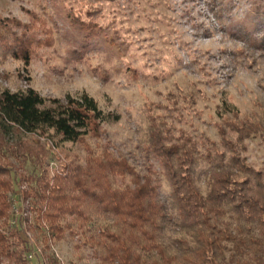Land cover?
Instances as JSON below:
<instances>
[{
  "label": "trees",
  "instance_id": "16d2710c",
  "mask_svg": "<svg viewBox=\"0 0 264 264\" xmlns=\"http://www.w3.org/2000/svg\"><path fill=\"white\" fill-rule=\"evenodd\" d=\"M31 17H0V65L13 59L29 70L38 49L53 43ZM77 19L83 48L103 38L98 22ZM224 104L219 116L232 118L219 142L197 140L170 115L149 111L144 139L125 153L105 142V126L120 115L87 92L46 98L32 86H0V264H32L34 250L16 214L22 178L10 159L33 167L24 179L33 184L30 211L44 244L74 240L96 264H264V169L246 156L248 140H264V109L243 116ZM35 137L81 145L84 155L68 154L50 175L44 160L53 150Z\"/></svg>",
  "mask_w": 264,
  "mask_h": 264
},
{
  "label": "rangeland",
  "instance_id": "374dc122",
  "mask_svg": "<svg viewBox=\"0 0 264 264\" xmlns=\"http://www.w3.org/2000/svg\"><path fill=\"white\" fill-rule=\"evenodd\" d=\"M31 13L43 22L40 28L52 32L53 43L38 49L29 70L13 59L0 65V86L12 91L32 86L46 98L87 92L105 111L120 115L105 126V142L125 153L144 139L149 111L170 115L178 130L197 140L219 142V128L232 118L219 116L224 101L243 116L264 109V50L258 49L264 0H0V17L26 23ZM77 18L98 22L103 38L83 48ZM111 39L116 46L106 42ZM35 138L53 150L44 160L50 175L69 162L68 154L84 155L81 145ZM247 146L249 163L264 169V140L253 137ZM7 163L22 178L13 201L34 248L31 263L96 264L93 253L78 250L74 240H40L29 210L36 201L33 184L24 179L33 167L14 159Z\"/></svg>",
  "mask_w": 264,
  "mask_h": 264
},
{
  "label": "built area",
  "instance_id": "2783aa9c",
  "mask_svg": "<svg viewBox=\"0 0 264 264\" xmlns=\"http://www.w3.org/2000/svg\"><path fill=\"white\" fill-rule=\"evenodd\" d=\"M30 208V207H29ZM30 210V209H29ZM17 211H18V209H17ZM21 213V212H20Z\"/></svg>",
  "mask_w": 264,
  "mask_h": 264
}]
</instances>
